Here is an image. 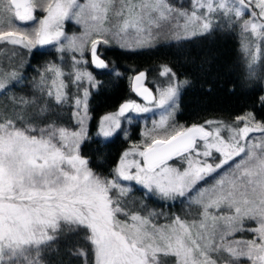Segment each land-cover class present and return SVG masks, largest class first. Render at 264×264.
<instances>
[{"label": "snow or ice", "instance_id": "1", "mask_svg": "<svg viewBox=\"0 0 264 264\" xmlns=\"http://www.w3.org/2000/svg\"><path fill=\"white\" fill-rule=\"evenodd\" d=\"M68 22L79 34H68ZM0 25V42L30 58L57 54L38 68L0 69V264H264V122L246 112L229 125L210 120L170 133L191 81L164 65L158 95L140 71L131 79L144 103L125 101L92 136L90 98L104 85L87 68L119 77L100 46L152 50L165 26L179 47L239 29L244 79L264 81V0H191L190 8L182 0H0ZM256 102L264 110V95ZM158 111V121L144 115ZM135 119H152L143 145L126 149L110 176L94 171L82 146L118 131L127 138L122 123Z\"/></svg>", "mask_w": 264, "mask_h": 264}, {"label": "trees", "instance_id": "2", "mask_svg": "<svg viewBox=\"0 0 264 264\" xmlns=\"http://www.w3.org/2000/svg\"><path fill=\"white\" fill-rule=\"evenodd\" d=\"M99 50L104 53L102 58L115 62L117 71L121 75L116 77L107 70L91 71L104 85L98 94L93 90L90 98L93 118L89 130L92 136H95L100 115L115 110L118 104L133 96L129 79L132 73L144 70L149 75L164 65L171 67L182 80L191 81L183 89L179 99L176 121L180 126L202 124L206 120L229 122L246 112H253L257 120L264 121V110H261L256 102L259 95H264V91L261 90L263 84L260 81H245L239 39L234 31L218 32L216 39L211 42L196 39L193 44L185 47H179L175 42L162 41L156 43V47L152 50L137 54H125L119 48L105 49L103 45ZM46 51H48L47 55L33 58L28 56L25 65L31 64L33 68H38L45 61H55L57 58L55 51L47 49ZM205 57H209L211 63L201 66V61ZM28 71L25 75L29 78L33 77L35 72L28 73ZM209 88L211 91H208ZM19 90L18 88L17 91ZM138 137L139 131L136 125L127 138L117 133L103 145L99 142H86L82 146L81 153L88 158L89 166L94 171L110 176L129 140H136ZM134 196L141 197L142 190L136 187ZM147 203L157 211L161 210L157 202L148 200ZM175 208L177 207L169 209L165 206L163 211L174 212ZM59 247L63 254V240L59 242ZM73 264H79V261L74 260Z\"/></svg>", "mask_w": 264, "mask_h": 264}, {"label": "rangeland", "instance_id": "3", "mask_svg": "<svg viewBox=\"0 0 264 264\" xmlns=\"http://www.w3.org/2000/svg\"><path fill=\"white\" fill-rule=\"evenodd\" d=\"M172 2L177 3V2H181V0H172ZM182 2H183V4H184L185 7L190 8L191 0H182ZM116 3L118 5L119 0H116ZM182 22L183 21H181V23ZM14 23L17 24V25H19L22 29H27V28H30L31 27V24L30 23H28V24H21L18 21H14ZM3 27H6V25H0V28H3ZM66 28L68 30V34L69 35H71L73 33L79 34V32L81 31L80 26L76 25L73 22H68L67 25H66ZM234 32L237 34V37L239 39V51H240L241 60H242L241 63H243V66H244L245 57H244V54L241 51V40H240V36H239V29H237ZM162 41L163 42L170 41V38H169V28L167 26L164 27L163 31H160L159 32V37H158V40L156 41V43L162 42ZM260 47H261V60L257 62V67L258 68L261 67V66H264V41H261L260 42ZM252 48H253V50L255 49V44L252 45ZM28 56H29V54L27 53V51L24 50V49H22V48H20L19 46H12V45H8V44H4V43L0 42V69L11 70L14 67H18L20 65L21 61H23V63L25 64V62L28 60ZM56 56H57V54H56ZM77 56H78V53H77ZM86 59H90V56L87 55V54H86ZM70 65H71L70 59L68 57H65V62L62 64V67L64 68V70L66 72L71 71ZM87 68H88V71L95 70L94 66H92L91 64H89L87 66ZM243 69H244V67H243ZM161 70H162V67L156 69L154 72H152L149 75L146 73V77L142 81V84L145 87L149 88L152 91L153 95H158V93H157V87H165L166 84H167V77L160 76ZM141 71H144V70H141ZM29 72H31V70L28 71V73ZM139 72L140 71H136V72L132 73L131 76H130V78H129L130 79V87H131V91L133 93V96L130 99H127L126 101L133 100V101H136L137 103H144V101L142 100V98L137 97V95L133 91L134 82L131 79L132 77H134L135 75H137ZM25 74H26V72H25ZM35 75H36V73L33 74V76H35ZM178 78H179V76H178ZM64 80H65V83H67L69 85L67 91L72 92L74 89H73V87H72V85L70 83L69 78L68 77H64ZM179 80L182 81L181 78H179ZM252 81H259V80H251V82ZM260 82L264 86V81H260ZM124 102L125 101H123L120 104H118L117 107L115 108V110L107 111V112L103 113L102 115H100V117L98 118V121H99V119L103 115H105L107 113H112V112L117 111L118 108H119V106L122 103H124ZM176 112L177 111L174 112L173 118L169 121V124L172 125V127L169 128V132L170 133L173 130L178 129L180 127V124L177 123V121H176ZM144 115L151 116L152 119H155L157 121L160 119L159 111L154 116L151 113L144 114ZM152 119H149L147 121H145L143 119H135V120L132 121V123L130 125L128 123H126V122L125 123H122V128L127 131L128 135L131 133V129L134 126L137 125L138 126V131H139V137L136 140L130 139L129 140V143H128V146L121 152V154L126 149L130 148L132 145H141V146L143 145L144 136L142 135V133L145 131L146 128L147 129H151L152 128ZM235 119H236V117L232 121H229V122H223V121H219V120H211V121L222 122L224 125H229V124H232L235 121ZM98 121H97V126H98ZM206 121H210V120H206ZM260 122H264V121H261L260 120ZM204 123H202V124H204ZM191 125H193V124H191ZM191 125H187V126H184V127H189ZM197 125H201V124H197ZM181 126H183V125H181ZM97 130H98V127L96 128V132H97ZM117 133H121V134L124 135V132L123 131H118ZM117 133H115V134H117ZM222 135H224V136H227L228 135L226 129L222 131ZM253 135H259V134H253ZM121 154H120V156H121ZM120 156H119V158H120ZM193 211H194V209H193ZM164 212L165 213H168L170 211H166L165 210ZM174 212L177 213V214H183L182 213V210H181V208L179 206H177V208L174 209ZM161 222H163V221H161Z\"/></svg>", "mask_w": 264, "mask_h": 264}, {"label": "water", "instance_id": "4", "mask_svg": "<svg viewBox=\"0 0 264 264\" xmlns=\"http://www.w3.org/2000/svg\"><path fill=\"white\" fill-rule=\"evenodd\" d=\"M137 97H139V96H137ZM141 98V97H140Z\"/></svg>", "mask_w": 264, "mask_h": 264}]
</instances>
